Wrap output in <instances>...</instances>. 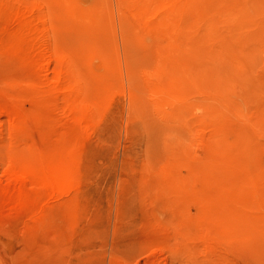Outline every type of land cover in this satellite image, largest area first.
Instances as JSON below:
<instances>
[{
    "label": "rangeland",
    "instance_id": "374dc122",
    "mask_svg": "<svg viewBox=\"0 0 264 264\" xmlns=\"http://www.w3.org/2000/svg\"><path fill=\"white\" fill-rule=\"evenodd\" d=\"M184 6L0 0V39L22 29L20 45L28 31L61 59L0 46V264H264V13L250 4L230 35L220 8ZM59 78L100 100L73 185L53 195L4 164L25 146L56 154L67 135L44 86ZM220 86L237 105L222 120L203 101Z\"/></svg>",
    "mask_w": 264,
    "mask_h": 264
},
{
    "label": "bare ground",
    "instance_id": "6f19581e",
    "mask_svg": "<svg viewBox=\"0 0 264 264\" xmlns=\"http://www.w3.org/2000/svg\"><path fill=\"white\" fill-rule=\"evenodd\" d=\"M45 2V1H44ZM51 2H49L50 4ZM208 3V5H207ZM253 5L256 9L264 13V2L245 1V0H185V9L193 10L197 13L198 18H204L210 13L208 7L220 8L224 11L225 17L229 19L227 22V30L231 35L234 32V21L242 20L249 16L248 12ZM27 6V5H26ZM26 8H30L27 6ZM25 14L24 8L15 11L16 17L23 19ZM264 18V14L262 16ZM231 20V21H230ZM211 25V22L208 24ZM22 29L14 32L13 37H8L6 40L0 39L2 44H9L13 38H17V46H30L29 58L30 63H39L47 60H52L60 63L59 50L57 48H41L39 39L38 45L35 38L30 36L27 31L21 39ZM3 36V35H0ZM36 37V36H35ZM37 38V37H36ZM20 45V46H19ZM231 74V72H229ZM220 79V77H218ZM60 78L53 81L51 84L44 86V94L47 95V103L50 112L56 111L61 113V120L58 119L60 132L64 133L66 138L61 142V145L55 148L56 154L50 157L37 155L32 146H25L26 155L21 159L18 156H9L5 161L4 171L6 175L19 176L27 181L30 185H37L42 189V192H47L53 195H60L69 191L73 185L75 173L78 167V136L86 122L94 115L100 100V94L96 88L90 85H66L59 84ZM65 80V78H63ZM230 80V75H228ZM216 84V83H215ZM219 94L216 97L203 100L204 110L212 111L213 106H219L222 110L214 112L219 119H227L230 114L236 112L237 105L232 102V95L224 92L220 86L217 90ZM235 106V107H234ZM236 108V109H235ZM10 117L19 120L25 116L24 111L17 107H13L7 111ZM16 135L22 137L23 133L19 128L15 130ZM37 155V156H36ZM14 179V178H13ZM1 233V232H0Z\"/></svg>",
    "mask_w": 264,
    "mask_h": 264
}]
</instances>
